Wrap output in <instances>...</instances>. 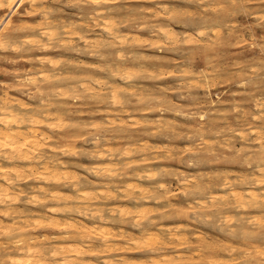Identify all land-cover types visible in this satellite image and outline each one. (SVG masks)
<instances>
[{
    "label": "rangeland",
    "instance_id": "1",
    "mask_svg": "<svg viewBox=\"0 0 264 264\" xmlns=\"http://www.w3.org/2000/svg\"><path fill=\"white\" fill-rule=\"evenodd\" d=\"M34 4L36 8L30 7L31 0L13 5L0 0V97L11 98L8 106L21 115L46 116L56 126L39 129L49 136L44 154L75 171L81 190L97 194L102 189L116 197L101 195L88 207L90 213L101 208L102 219L95 220L90 213H77L76 207L64 210L65 202L45 198L39 206L31 202L32 196L47 185L25 171L21 178L25 182L13 180L16 188L7 185L17 201L0 205V264L24 253L10 247L12 233L20 232L25 243L39 251L43 248L44 253L63 243L85 247L89 239L80 238L76 230L65 224L48 225L56 217L60 220L53 223H63V217L83 220L122 234L111 240L120 250L83 255L95 264H264V0H99L98 5L93 0H35ZM110 32H117L113 34L117 37L112 39ZM21 101L29 108L20 109L16 104ZM91 141L97 143L93 146ZM98 152L104 160L96 156ZM105 164L114 166L110 178L93 170ZM138 182L150 188L142 200L137 199L136 188L125 189ZM1 183H5L2 176ZM196 184L204 188L196 190ZM65 185L53 191L77 194ZM159 185L169 192L164 194ZM232 191L240 193L245 204H234ZM55 206L62 213H47ZM136 207L144 210L139 223L134 218ZM38 215H43V225L35 226ZM177 227L178 235L186 238L182 245L169 236L170 228ZM140 229L159 232L172 246L152 253L141 244L135 248L130 238L139 236ZM92 244L97 247L101 240L93 239Z\"/></svg>",
    "mask_w": 264,
    "mask_h": 264
},
{
    "label": "bare ground",
    "instance_id": "2",
    "mask_svg": "<svg viewBox=\"0 0 264 264\" xmlns=\"http://www.w3.org/2000/svg\"><path fill=\"white\" fill-rule=\"evenodd\" d=\"M20 1H22V0H8V2L10 3V4H15V3H20ZM26 1V0H25ZM24 0H23V2H25ZM29 1V0H28ZM34 1L35 0H31V4L32 5H34V6H30V7H35V4H34ZM94 1V3L95 4H99V0H93ZM111 1V0H110ZM37 7V6H36ZM35 7V8H36ZM43 9V8H42ZM80 10V9H79ZM46 16V15H45ZM82 24V23H81ZM2 26V25H1ZM65 30V29H64ZM70 31H72V29H69ZM105 30V29H104ZM73 31H76V30H74L73 29ZM159 31V30H158ZM43 32V31H42ZM45 32V31H44ZM43 32V33H44ZM163 32V31H162ZM167 32V31H166ZM45 33H47V31L45 32ZM44 33V34H45ZM52 32L50 31V34H51ZM110 33H112V32H110ZM115 33H117V32H115ZM114 32L111 34V38L112 37H117V36H113V34H115ZM199 33H201V31L199 30ZM198 33V34H199ZM50 34H48V36L50 35ZM70 34H71V32H70ZM75 34V33H74ZM166 34V33H165ZM197 34V35H198ZM53 35V34H52ZM52 35H50V36H52ZM81 35V34H80ZM80 35H78L77 37L79 38V36ZM106 35H108V34H106ZM116 35V34H115ZM168 35V34H167ZM5 37V36H4ZM81 37V36H80ZM184 37V36H183ZM49 38V37H48ZM82 38H87V37H82ZM113 39V38H112ZM124 39V38H123ZM140 39V38H139ZM4 40V39H3ZM49 40H50V38H49ZM81 41H82V39H80ZM84 40V39H83ZM135 40V39H134ZM89 40H85V43H87ZM94 41H96V40H94ZM99 41H100V39H99ZM102 41V40H101ZM106 41V40H105ZM105 41H104V43H105ZM120 41V40H119ZM122 41V40H121ZM108 42H110V41H108ZM114 42V40H112V42L111 43H113ZM49 43V42H48ZM71 43V42H70ZM84 43V44H85ZM95 43H98V42H95ZM94 43V44H95ZM100 43V45H101V43L102 42H99ZM38 44H40V43H38ZM37 44V45H38ZM92 44V43H91ZM103 44V43H102ZM97 45V44H96ZM99 44L97 45V46H100ZM46 45H44V47H45ZM95 46V45H94ZM104 46V45H103ZM43 47V48H44ZM49 47V46H48ZM74 48H76V47H74ZM74 48H72V49H74ZM15 49V48H14ZM44 49H46V48H44ZM48 49V48H47ZM119 56V55H118ZM39 59V58H38ZM51 61V60H50ZM107 61H109V60H107ZM54 65H56V64H54ZM50 66H53V65H51L50 64ZM111 70V69H110ZM86 72V71H85ZM52 74V73H51ZM32 78V77H31ZM54 78V77H53ZM28 80H33V79H28ZM98 82V81H97ZM101 82V81H100ZM99 82V83H100ZM102 82H104L105 83V81H102ZM88 83V82H87ZM108 83V82H107ZM71 84V83H70ZM74 83H72V85H73ZM83 84V83H82ZM82 84H81V86H82ZM84 84H85V81H84ZM90 84V83H89ZM109 84H110V82H109ZM75 85V84H74ZM97 85H99V84H97ZM100 85H102V84H100ZM52 86H54V85H52ZM56 86V85H55ZM80 86V87H81ZM83 86H85V85H83ZM87 86V85H86ZM90 86V85H89ZM105 86H106V84H105ZM121 86V85H120ZM67 87H68V84H67ZM72 87V86H71ZM104 87V86H103ZM103 87H101V88H103ZM113 87V86H112ZM116 87V86H115ZM59 88V87H58ZM65 88V87H64ZM69 88V87H68ZM67 88V89H68ZM83 88V87H82ZM91 88L93 89L94 87H92L91 86ZM99 88V91H101V90H103V89H100V86L98 87ZM106 88V87H105ZM57 89V88H56ZM62 90V88H59V91H61ZM66 89V88H65ZM65 89H64V92H67V90L65 91ZM74 89V87H72V90ZM86 89V88H85ZM91 89V90H92ZM97 89V88H96ZM120 88H118L117 89V91L119 90ZM124 89V88H123ZM83 90H84V88H83ZM98 90V89H97ZM54 91V90H53ZM63 91V90H62ZM74 91V90H73ZM96 90H95V88H94V91H93V93L95 92ZM98 92V91H97ZM114 92V91H113ZM119 92V91H118ZM60 93V92H59ZM62 93V92H61ZM91 93H92V91H91ZM115 93V92H114ZM113 93V98H114V94ZM96 94V93H95ZM104 94V93H103ZM112 94V93H111ZM58 95V94H57ZM62 95H65V93H63ZM71 95V94H70ZM90 95V94H89ZM98 95V94H97ZM97 95H95V97L97 96ZM52 96V95H51ZM90 96H92V95H90ZM99 96V95H98ZM135 96V95H134ZM60 97V96H59ZM62 97V96H61ZM100 97V96H99ZM138 98V97H137ZM143 98V97H142ZM11 99V98H10ZM10 99H8L6 96H1L0 97V176H2L3 177V179H4V184L3 183H1V185H0V205L2 206V203H9L8 205H10V203H13V202H15V201H17L16 200V195H14L13 193H14V190H13V192H10L9 190V188H8V186L7 185H11L12 183H13V180H16L17 182H18V180H20L22 177H23V175H24V172L25 171H27L31 176H33V177H35V179H37L38 181H40L41 183H45L46 185V187H39L38 188V191H34V192H36V195H38V197L36 196V195H33L32 196V200H31V202H33L34 204H36V205H39V206H43V203H42V200L43 199H45V198H49V199H51V200H53V201H57V202H65V203H67L66 205H63V206H65V208L63 207V206H59V207H63L64 208V210H66V208H71V207H76L77 209H78V211H77V213H79L80 215L82 214V216L83 215H87L88 213H90V212H88V211H90L89 209L90 208H88V207H91V206H93V202H96V200L101 196L102 198L104 197V198H111V197H116V195H114L113 196V193L112 192H110V191H105L104 192V190H102L103 192H101V190L100 191H98L99 193H97L96 194V192H95V190L94 189H92V190H94V192H95V194H93L92 192H89V191H87V190H81L79 187H81L80 186V184L82 183V182H80V179H79V177H78V174H76V172L74 171H70L69 169H68V167L67 166H65V164H64V162H62L61 160H59L58 158H56V159H52L51 157H48V156H45V154H44V149H43V146L45 145V142H47L46 141V139L48 140V135H46L44 132H43V129H42V131H40L41 130V127H47L48 129H54L56 126L54 125L53 126V123L52 122H50V121H48L49 119L46 117V116H41L40 118H38V117H32V116H29V117H26V116H24V115H21L19 112H16V110H14L13 109V107H11V106H8V104L10 103ZM17 99V98H16ZM117 99V98H116ZM11 101H13L12 99H11ZM17 101V100H16ZM116 101V100H115ZM41 102H42V105L44 104V105H46L45 103H43L44 101L41 99ZM47 102V101H46ZM14 103V102H13ZM27 104H29V103H27ZM113 104H114V102H113ZM18 107H20V109H28L29 108V106H30V104L28 105V108H26L27 106L25 105V103H23L22 101L21 102H17V104H16ZM32 106V105H31ZM31 108V107H30ZM44 108V107H43ZM45 108H47V107H45ZM18 109V108H17ZM24 110L21 112V113H24ZM47 110V109H46ZM30 111H31V109H30ZM34 111H35V109H34ZM34 111H33V113H32V111H31V114H34ZM43 111V110H42ZM48 111V110H47ZM67 111V110H66ZM26 112V111H25ZM37 112H39V111H37ZM27 113H28V110H27ZM45 115V114H44ZM40 116V115H39ZM58 121V120H57ZM57 125V124H56ZM58 126V125H57ZM54 127V128H53ZM40 129V130H39ZM47 129V130H48ZM122 132V131H121ZM251 132H253V131H251ZM53 133V132H52ZM47 134H48V132H47ZM98 134V133H97ZM95 135V134H94ZM93 135V136H94ZM131 135V134H130ZM50 136H52L51 134H50ZM61 136V135H60ZM68 136V135H67ZM93 136H91V139H92V137ZM103 136V135H102ZM63 137H65V136H63ZM94 138V137H93ZM99 138V137H98ZM51 139V138H50ZM65 139V138H64ZM70 139H71V137H70ZM54 140V139H53ZM94 140V139H93ZM101 140V139H100ZM50 141V140H49ZM99 142V141H98ZM95 143H97L96 141H93V143H92V141H91V144H93V146L95 145ZM47 144V143H46ZM49 144V143H48ZM102 144V143H101ZM100 144V145H101ZM50 145V144H49ZM54 145V144H53ZM97 145H99V144H97ZM131 145V144H130ZM145 145V144H144ZM143 145V146H144ZM48 146V145H47ZM141 146V145H140ZM58 147V146H57ZM100 147V146H99ZM98 147V148H99ZM157 147V146H156ZM155 147V148H156ZM56 147H49V150L51 149V151H53L54 149H55ZM96 148V147H95ZM143 148V147H142ZM47 149V148H46ZM93 150H95L94 148H92ZM102 149V148H101ZM105 149V148H104ZM108 149V148H107ZM118 149V148H117ZM56 150V149H55ZM54 150V151H55ZM74 150V149H73ZM141 150V149H140ZM90 151V150H89ZM109 151V150H108ZM85 153V152H84ZM106 153H107V150H106ZM63 154V153H62ZM77 154V153H76ZM98 155H96V153H95V155L96 156H98V158H100V159H102L103 158V153L102 152H98L97 153ZM110 154H112V153H110ZM109 154V155H110ZM146 154V153H145ZM109 155H107V156H109ZM113 155V154H112ZM111 155V156H112ZM124 155V154H123ZM155 155V154H154ZM53 156V155H52ZM95 156V157H96ZM105 157H107L106 155H104ZM141 156V155H140ZM132 157V156H131ZM148 157V156H147ZM151 157V156H150ZM156 157V156H155ZM91 158H92V156H91ZM111 157H109V158H107L108 160H107V162L108 161H110V160H112V159H110ZM141 158V157H140ZM158 158H160V157H158ZM93 159V158H92ZM96 159H97V157H96ZM95 160V159H94ZM103 160H104V158H103ZM98 161L100 162V160L98 159ZM138 162V161H137ZM137 162H135L136 164H137ZM150 163H151V161H149ZM104 163V162H103ZM109 163H111V162H109ZM113 163V162H112ZM111 163V164H112ZM98 164V163H97ZM114 164H116V163H114ZM129 164H131V163H129ZM124 165V164H123ZM98 166V165H97ZM100 166V165H99ZM102 166V165H101ZM94 167L93 168V170L95 171V172H99V173H101V175H104V176H106V177H112V175L114 174L113 173V170L114 169H112L111 167H109V165L108 166H106V164H105V166L103 165V167ZM130 166H132V165H130ZM135 166V165H134ZM82 167H84V166H82ZM91 167V166H90ZM133 167V166H132ZM140 168V167H139ZM89 170V169H88ZM92 170V171H93ZM117 170V169H116ZM115 171V170H114ZM133 171V170H132ZM78 173V172H77ZM91 173V172H90ZM140 173H141V171H140ZM139 173V174H140ZM149 173V172H148ZM26 175H27V173H25ZM28 174V175H29ZM80 174V173H79ZM92 174V173H91ZM94 174V173H93ZM133 174V173H132ZM25 175V176H26ZM29 175V176H30ZM95 176L97 175L96 173L94 174ZM101 175H97V176H101ZM146 175V174H145ZM144 175V176H145ZM177 175V174H176ZM82 177H83V175H81ZM115 176V175H114ZM121 176V175H120ZM139 176V175H138ZM81 177V178H82ZM89 177V176H88ZM12 178H14V179H12ZM96 178H98V177H96ZM138 178V177H137ZM148 178V177H147ZM182 178V177H181ZM83 179V178H82ZM81 179V180H82ZM88 179V178H87ZM184 179V178H183ZM21 180H23L24 182L26 181V179H21ZM140 180H142V179H140ZM83 181H85V180H83ZM87 181V180H86ZM89 181V180H88ZM87 181V182H88ZM157 181V180H156ZM160 181V180H159ZM94 182V181H93ZM92 182V183H93ZM99 182V181H98ZM102 183H103V181H101ZM226 182V181H225ZM20 183H23V182H20ZM105 183V182H104ZM137 183V182H136ZM139 183V182H138ZM65 184H69V187L70 186H72V188L73 189H75V191H77V194L76 195H67V193L65 194H63V193H61V192H58V191H53V189H55L56 187H60L61 185H65ZM84 184V183H83ZM89 184V183H88ZM88 184H86L85 183V185H88ZM90 184H91V182H90ZM96 184V183H95ZM163 184V183H162ZM259 184V183H258ZM13 185L15 186V188H16V185H15V183H13ZM94 185V184H93ZM144 185V184H143ZM143 185H140V183L138 184V185H135V184H127V186L125 187V189H126V192L127 191H132L133 189H137V192H138V194H139V196H137V199H140L141 198V200H142V198H146V196H145V194L146 193H149L150 191H149V189L147 188V186L145 187V186H143ZM203 185V184H202ZM202 185H199V184H196V185H194V188L196 189V190H201V188L203 187ZM228 185V184H227ZM40 186H42V185H40ZM65 187H66V185H65ZM151 187V186H150ZM153 187V186H152ZM156 187H158V186H156ZM18 188H20V187H18ZM32 188V187H31ZM204 188V187H203ZM202 188V189H203ZM71 189V188H70ZM69 189V190H70ZM135 189V190H136ZM206 189H207V187H206ZM19 190H21V189H19ZM91 190V191H92ZM96 190H98V189H96ZM119 190V189H118ZM157 190V189H156ZM159 190L160 191H162L164 194H167L169 191L163 186V185H159ZM18 191V190H17ZM63 191V190H62ZM120 191H121V189H120ZM194 191V190H193ZM192 191V192H193ZM236 191V190H235ZM235 191H232L231 192V196H232V201H233V203L234 204H237V205H243V204H245V202H244V197L240 194V193H238V192H235ZM250 191V190H249ZM24 192V191H23ZM67 192V191H66ZM70 192V191H69ZM171 192V191H170ZM198 192V191H197ZM15 193H17V194H20V193H18V192H15ZM39 193V194H38ZM122 193V192H121ZM156 193H158V192H156ZM161 193V192H160ZM193 193H195V192H193ZM24 194V193H23ZM114 194H115V192H114ZM116 194H117V192H116ZM132 194H134V191H133V193ZM152 194V193H151ZM154 194V193H153ZM159 194V193H158ZM198 194V193H197ZM148 195V194H147ZM162 195V194H161ZM249 198H253V195L254 194H252V193H249V192H247V194H246ZM21 196V195H20ZM134 196V195H133ZM156 196V195H155ZM154 196V197H155ZM163 196V195H162ZM162 196H160V198L162 197ZM246 196V198H248ZM18 197H19V195H18ZM27 197H28V195H27ZM140 197V198H139ZM150 197V196H149ZM151 197H152V195H151ZM102 198H100V200L101 201H103V199ZM119 198V197H118ZM148 198V197H147ZM159 198V197H158ZM157 198V199H158ZM166 198V197H165ZM212 198V197H211ZM122 199V198H121ZM199 199V198H198ZM30 200V199H29ZM134 200V199H133ZM26 201V200H25ZM76 201H83L84 203H85V205L84 206H76V204L75 205H73V204H71L72 202H76ZM135 201V200H134ZM143 201H145L144 199H143ZM158 201V200H157ZM136 202V201H135ZM169 202V201H168ZM64 203V204H65ZM58 204V203H57ZM142 204V203H141ZM4 205V204H3ZM167 205H168V203H167ZM199 205V204H198ZM112 206V205H111ZM200 206V205H199ZM25 207V206H24ZM58 207V206H57ZM95 207V206H94ZM99 207V206H98ZM113 207V206H112ZM55 208V209H54ZM48 207L47 208V213H49V214H55L56 212L58 213L59 211V213H62V210L60 209L59 211H56L57 209H59V208H57L56 209V206L55 207ZM96 208V207H95ZM108 208H110L109 206H108ZM138 208V209H137ZM147 208V207H146ZM23 209V208H22ZM43 209H45V208H43ZM101 209V208H100ZM100 209H94V210H91V213L90 214H88L89 216H91L90 218H94L93 220H95V219H102V217H101V210ZM103 209V208H102ZM113 209H115V208H113ZM36 210V209H35ZM214 210V209H213ZM20 211V210H19ZM22 211V210H21ZM70 211V210H69ZM114 211L115 210H113V211H111V215H112V212L114 213ZM144 210H142L141 208H139V207H136V209L134 208V215H136V217H134V218H136L135 219V221L137 222V223H139L140 222V219H142V217H143V212ZM195 211V210H194ZM216 211H217V209H216ZM7 212H8V210H7ZM23 212V211H22ZM36 212V211H35ZM38 212V211H37ZM42 212V211H41ZM64 212V211H63ZM71 212V211H70ZM127 212V211H126ZM129 212V211H128ZM132 212V211H131ZM191 212H193V211H191ZM17 213V212H16ZM30 213V212H29ZM58 213V214H59ZM72 213V212H71ZM75 213V212H74ZM124 214H125V212H123ZM185 213H187V212H185ZM0 214H1V212H0ZM20 214V213H19ZM27 214H28V212H27ZM38 214V213H37ZM40 214V213H39ZM45 214H46V212H45ZM65 213H63V215H64ZM67 214V213H66ZM69 214V213H68ZM120 214V213H119ZM210 214V213H209ZM1 215H3V214H1ZM16 215V214H15ZM21 215V214H20ZM30 215V214H29ZM46 215H48V214H46ZM114 215V214H113ZM169 215V214H168ZM28 216V215H27ZM39 217V220L37 219V220H35V226H37V225H43V221L41 220L40 221V219L41 218H43V215H38ZM57 216V215H56ZM88 216V217H89ZM119 216V215H118ZM133 215H131V217H132ZM164 216V215H163ZM199 216V215H198ZM5 217H7V216H5ZM48 217H51L50 215H48ZM47 217V218H48ZM86 217V216H85ZM87 217V218H88ZM113 217V216H112ZM52 218V217H51ZM53 218H55V217H53ZM57 219H58V217H56ZM55 218V219H56ZM71 218V217H70ZM78 218V217H77ZM76 218V219H77ZM198 218H200V217H198ZM227 218V217H226ZM9 219V218H8ZM21 219V218H20ZM20 219H18V220H20ZM26 219V218H25ZM30 219V218H29ZM35 219V218H34ZM56 219V220H57ZM67 219V218H66ZM64 217H63V223H61V224H57L56 222V220H54V221H56L55 223H53L52 221L51 222H49L50 224H48V225H50V226H53V228L55 227V226H59V225H64L65 224V226H67V227H70L71 229H73V230H76L77 231V233L79 234V235H81L80 236V238H87V239H89L88 240V242H87V244H86V246L85 247H83V246H79V243L77 244V242L76 243H70V244H68L67 243V245H63V244H60V245H63V246H61V247H59L58 246V248H56V249H54V250H51V251H49V253H44V252H42L41 250H43V248L39 251V248H38V250L37 249H35L34 247H32V244L31 243H25L24 242V240L22 239V236H21V233L20 232H18L20 229H18L16 226L14 227V229H15V231H17L18 233H12V236H10V240H11V243H10V247L11 248H15V249H18L19 251H21V252H24L23 254H22V256H19V257H17L16 259H11L10 260V263L9 264H95V263H92V259L90 260V258L89 259H86L83 255L84 254H89V256H90V253H94V254H99V253H106V252H115V251H118V250H120V248L119 247H117V245L116 244H113V243H111V240L113 239V238H115V237H119V236H122V234L121 233H114V232H112V231H109V229L107 228H105L106 226H104V227H102V228H100V229H98V228H96V225L95 224H93V225H91V224H87V223H83L81 220V222L80 223H78V219L76 220L75 219V221H77V222H74L73 220H66ZM115 219V218H114ZM131 219V218H130ZM129 219V220H130ZM10 220H12V219H10ZM17 220V219H16ZM15 220V221H16ZM31 220V219H30ZM45 220V219H44ZM51 220V219H50ZM58 220H60V219H58ZM106 220V219H105ZM132 220V219H131ZM130 220V221H131ZM152 220V219H151ZM21 221L22 222H25L24 221V219H21ZM28 221V220H27ZM0 222H1V220H0ZM14 222V221H13ZM13 222H12V224H13ZM44 222H46V221H44ZM48 222V221H47ZM61 222V221H60ZM101 222V221H100ZM120 222V221H119ZM147 224H150V220L147 218L146 219V221H145ZM152 222V221H151ZM121 223H123V221L121 222ZM132 223V222H131ZM133 223H134V219H133ZM207 223V222H206ZM2 224V223H1ZM0 224V225H1ZM19 225V224H18ZM24 225H27V224H24ZM46 225V224H45ZM137 225V224H136ZM136 225H135V223H134V227L136 228ZM140 225V224H139ZM7 226V225H6ZM9 226V225H8ZM14 226V225H13ZM20 226V225H19ZM18 226V227H19ZM22 226V225H21ZM132 226V225H131ZM142 226H143V224H142ZM153 226V225H152ZM160 226V225H159ZM25 227V226H24ZM49 227V226H48ZM74 227V228H73ZM138 227V226H137ZM141 227V226H140ZM139 227V228H140ZM144 227V226H143ZM27 228V227H26ZM26 228H24V229H26ZM69 228V229H70ZM138 228V229H139ZM9 229V228H8ZM23 229V230H24ZM28 229H30V228H28ZM68 229V228H67ZM66 229V230H67ZM173 229H175V228H170V235L169 236H171V237H173L174 239H175V241H177L178 242V245L179 244H181L182 245V241L183 242H185V240H186V238L185 237H183V236H180V235H178L179 233H177L176 231L179 229L178 227H177V229H175V230H173ZM64 230V229H63ZM111 230V229H110ZM113 230H115V229H113ZM166 230V229H165ZM164 230V231H165ZM167 230H169L168 228H167ZM173 230V231H172ZM7 231V230H6ZM120 231V230H119ZM144 230L143 229H140V230H138V232H139V236H137V237H135L134 236V238H130V240L133 242V244H135V248L136 247H139V244H141V247H145V248H149L150 250V252L151 251H159V250H162V248L164 247V246H166V245H171V242L170 241H168L167 239H164L161 235H160V233L159 232H155V231H147V232H143ZM146 231V230H145ZM121 232V231H120ZM128 232V231H127ZM162 232V231H161ZM135 233V232H134ZM164 233V232H163ZM244 233V232H243ZM68 234V233H67ZM131 234V233H130ZM181 234V233H180ZM43 235V234H42ZM133 235V234H132ZM137 235V234H136ZM182 235V234H181ZM168 236V237H169ZM37 237V236H36ZM59 237H61V236H59ZM68 237V236H67ZM72 237H73V235H72ZM165 237V236H164ZM177 237V238H176ZM63 238V237H62ZM61 238V239H62ZM66 238V237H65ZM120 238V237H119ZM123 238V237H122ZM170 238V237H169ZM41 239V238H40ZM93 239H100L101 240V244L99 245V246H93ZM181 239H183V240H181ZM202 239V238H201ZM83 240V239H82ZM128 240V239H127ZM188 240V239H187ZM203 240V239H202ZM31 242H32V240H30ZM47 241V240H46ZM116 241V240H115ZM129 241V240H128ZM172 241H173V239H172ZM204 241H206L205 239H204ZM130 242V241H129ZM189 242H190V240H189ZM189 242H188V245H189ZM33 243V242H32ZM35 243V242H34ZM81 243V242H80ZM173 243V242H172ZM208 243V242H207ZM50 244V243H49ZM175 244V243H174ZM174 244H173V247H174ZM210 244V243H209ZM122 245V244H121ZM177 245V244H176ZM201 245V244H200ZM203 245H205V244H203ZM54 246V245H53ZM123 246V245H122ZM172 246V245H171ZM206 246V245H205ZM207 246H209V245H207ZM211 246V245H210ZM51 247V246H50ZM126 247V246H125ZM130 247V246H129ZM172 247V248H173ZM177 247V246H176ZM212 247V246H211ZM37 248V247H36ZM122 248V247H121ZM189 248H191V247H189ZM197 248H198V246H197ZM199 248H200V246H199ZM208 248H210V247H208ZM53 249V248H52ZM125 249V248H124ZM123 249V250H124ZM134 250V249H133ZM125 251V250H124ZM123 251V252H124ZM128 251H131V250H128ZM145 251H148V250H145ZM198 251V250H197ZM258 251V250H257ZM122 252V251H121ZM120 252V253H121ZM132 252V251H131ZM161 252V251H160ZM117 253V252H116ZM115 253V254H116ZM152 253V252H151ZM150 253V254H151ZM154 253V252H153ZM156 253V252H155ZM200 253V252H199ZM261 253H263L262 251L260 252V254ZM19 254V253H18ZM110 254V253H109ZM131 254V253H130ZM3 255V254H2ZM57 255H59V257H57ZM107 255V254H106ZM106 255H104V256H106ZM117 255V254H116ZM121 255V254H120ZM97 256V255H96ZM95 256V257H96ZM107 258V257H106ZM156 258V257H155ZM7 259H9V257H7ZM96 259V258H95ZM104 259V258H103ZM110 259V258H109ZM165 259V258H164ZM87 261H89V262H87ZM104 261V260H103ZM105 261H107V260H105ZM151 261V260H150ZM154 261V260H153ZM231 261V260H230ZM110 262H113V260L112 261H110ZM117 262V261H116ZM152 262V261H151ZM119 263V262H118ZM102 264H105L104 262L102 263ZM113 264H114V262H113ZM183 264H186L185 262L183 263Z\"/></svg>",
    "mask_w": 264,
    "mask_h": 264
}]
</instances>
